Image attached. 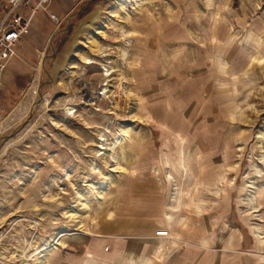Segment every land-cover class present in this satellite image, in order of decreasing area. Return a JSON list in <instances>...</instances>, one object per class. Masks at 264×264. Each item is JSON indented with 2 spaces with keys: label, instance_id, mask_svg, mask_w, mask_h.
<instances>
[{
  "label": "rangeland",
  "instance_id": "obj_1",
  "mask_svg": "<svg viewBox=\"0 0 264 264\" xmlns=\"http://www.w3.org/2000/svg\"><path fill=\"white\" fill-rule=\"evenodd\" d=\"M56 5L3 72L0 264H264V0Z\"/></svg>",
  "mask_w": 264,
  "mask_h": 264
},
{
  "label": "built area",
  "instance_id": "obj_2",
  "mask_svg": "<svg viewBox=\"0 0 264 264\" xmlns=\"http://www.w3.org/2000/svg\"><path fill=\"white\" fill-rule=\"evenodd\" d=\"M7 9L0 22V87L3 83V72L15 57L16 46L30 33L35 15L40 12L50 13L52 0H6Z\"/></svg>",
  "mask_w": 264,
  "mask_h": 264
},
{
  "label": "crops",
  "instance_id": "obj_3",
  "mask_svg": "<svg viewBox=\"0 0 264 264\" xmlns=\"http://www.w3.org/2000/svg\"><path fill=\"white\" fill-rule=\"evenodd\" d=\"M56 2H57V0H53V2L50 3V5H49L48 8L50 10V13H52L55 16V20L59 24L62 21V19H64V15H63V13H61L59 11V9H58V7L56 5ZM38 14H39V12L36 14L37 15V18H36V15L34 17V18H36L37 22L44 21L42 15H40V14L38 15ZM33 21H34V19H33ZM32 24H33V22H32ZM23 41H21L16 46V48H15L16 54L19 51V48L22 45H24ZM24 47L26 49V44L24 45ZM12 59H11V61H12ZM10 62H9V64H10ZM110 241H112V242L109 245V249L110 248L116 249V248H123V247H125V245H120V244H124V243H119V242L113 241V240H110ZM139 241H142V240H139ZM90 248H91V251L93 253L90 256H84V257L74 256V257H69L66 260L64 259L65 261L56 262V263L57 264H113L111 262V260L113 259V254H111L110 252L109 253H105L103 251V245H102V243L98 242V243H96L94 246H92ZM56 263L54 262V264H56Z\"/></svg>",
  "mask_w": 264,
  "mask_h": 264
},
{
  "label": "bare ground",
  "instance_id": "obj_4",
  "mask_svg": "<svg viewBox=\"0 0 264 264\" xmlns=\"http://www.w3.org/2000/svg\"><path fill=\"white\" fill-rule=\"evenodd\" d=\"M103 70H104V75L108 76V75L110 74L109 69L106 68L105 66H104ZM107 91H108V89L105 88V89H104V92L107 93ZM66 109H67V111H70L71 108L69 107V108H66ZM99 147H100V149H104V146H103V145H101V146H99Z\"/></svg>",
  "mask_w": 264,
  "mask_h": 264
}]
</instances>
